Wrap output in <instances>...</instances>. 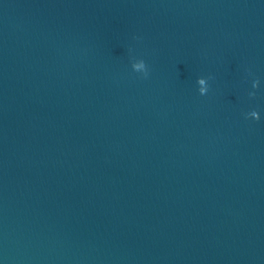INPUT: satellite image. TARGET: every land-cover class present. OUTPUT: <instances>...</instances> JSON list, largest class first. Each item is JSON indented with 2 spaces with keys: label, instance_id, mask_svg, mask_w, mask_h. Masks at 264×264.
I'll return each mask as SVG.
<instances>
[{
  "label": "water",
  "instance_id": "obj_1",
  "mask_svg": "<svg viewBox=\"0 0 264 264\" xmlns=\"http://www.w3.org/2000/svg\"><path fill=\"white\" fill-rule=\"evenodd\" d=\"M0 264H264V0H0Z\"/></svg>",
  "mask_w": 264,
  "mask_h": 264
},
{
  "label": "clouds",
  "instance_id": "obj_2",
  "mask_svg": "<svg viewBox=\"0 0 264 264\" xmlns=\"http://www.w3.org/2000/svg\"><path fill=\"white\" fill-rule=\"evenodd\" d=\"M145 66V63L142 61L139 65H135V67H137V68H143ZM147 71L145 72V77H147ZM198 81H199V83H201V84H203L204 83V81L202 80V79H198ZM254 87H257V82L254 84ZM203 90H201V92H202ZM250 95H252V94H250ZM253 115L255 116V120H259V115H258V113L257 112H255V111H253Z\"/></svg>",
  "mask_w": 264,
  "mask_h": 264
}]
</instances>
